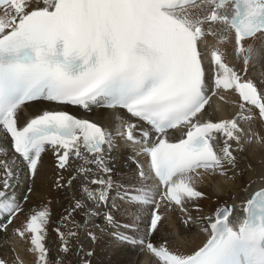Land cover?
<instances>
[{"label":"snow or ice","instance_id":"6c2138e0","mask_svg":"<svg viewBox=\"0 0 264 264\" xmlns=\"http://www.w3.org/2000/svg\"><path fill=\"white\" fill-rule=\"evenodd\" d=\"M257 34L264 36V0H0V143L7 142V151L0 148V231L28 199L15 193L19 170L34 175L51 150L61 169L73 158L94 166L79 167L82 176L69 180L79 181L81 195L63 219L83 212L86 227L111 200L103 219L112 239L145 246L156 264H264V188L243 202L242 217L235 218V205L188 214L204 198L202 173L227 176L248 146L264 147V130L241 123L256 115L264 122V81L248 75L253 62L264 65ZM219 91L238 93L248 115L213 119L206 106ZM33 104L39 114L27 117ZM45 104L77 106L85 117ZM94 108L111 110L110 124L87 118ZM120 139L133 146L137 164L126 185L112 179L110 167ZM122 206L123 231L112 211ZM177 208L187 228L208 233L201 245L151 239ZM49 220L44 208L15 229L30 238L34 264H56L45 244ZM55 231L67 253L77 233Z\"/></svg>","mask_w":264,"mask_h":264},{"label":"bare ground","instance_id":"6f19581e","mask_svg":"<svg viewBox=\"0 0 264 264\" xmlns=\"http://www.w3.org/2000/svg\"><path fill=\"white\" fill-rule=\"evenodd\" d=\"M254 42L258 46L264 45V36L257 34ZM228 51L227 59L232 62L230 46ZM248 75L257 82L264 81V65L253 62L249 65ZM239 102L238 93L219 91L211 97V107L206 106V108L209 113L215 110L213 119L231 118L238 112L247 116L248 113L239 108ZM44 107L50 110H67L85 117L84 111L77 106L45 104ZM40 108L39 104L30 105L26 110V116L31 117L34 114H39ZM110 111L109 109L94 108L91 113L87 114V118L101 122L102 126L108 125L110 121L105 118L109 116ZM256 113L258 110H255L253 114L256 115ZM24 119L25 115H22L21 121ZM241 123L246 127L250 126L258 133L264 130V122L259 120L258 115L250 122L242 119ZM6 143H0V148H5V151H7ZM116 144L110 163L113 170L112 179L121 185H126L132 181L137 169V164L133 159H130L133 146L126 139L117 140ZM135 159L140 162L145 160L143 156L135 157ZM41 161L34 175L28 174L21 167L16 177L15 193L17 197L26 195L28 199L21 205L23 213L18 214L14 223L6 231H0V259L7 261V264H20V262L34 264L36 254L31 250L30 238L19 237L15 229L26 223V217L30 214L47 208L50 211V220L46 226L45 244L49 249L50 258H54L56 264H156L158 258L148 252L145 246L139 243H118L112 239L111 229L105 225L103 219L104 212L111 205V200L108 205L101 207L97 216L89 219L86 227L83 225V220L87 217L83 212H77L68 219H63L72 210L76 199H79L81 195V192H78L75 187L79 181L70 185L69 180L78 175L82 176V173H78L79 167L94 168V166L73 158L71 168L61 169L58 166L56 154L51 150H46L42 154ZM202 175L204 184L200 190L204 193V198L188 206V214L192 217L212 215L215 209L221 205H236L235 203L242 200L253 189L264 184V147H259L256 144L248 146L247 151L239 157L238 166L230 168L227 176L208 173H202ZM29 188H31V192L28 191ZM111 195L115 196L116 191L112 190ZM117 203L122 204V201L118 200ZM125 207L112 209L121 231L128 219L125 215ZM144 215H147V212ZM186 219L187 215L182 214L178 208L170 210L159 223V230L151 239L160 241L162 238H166L170 245L181 249H191L200 245L205 239L201 226L193 225L189 229L183 223ZM77 224L80 227H77ZM57 228L66 235L69 231L77 233L75 237H68L69 251L67 253L63 251L64 245L55 231ZM89 232L95 234V239L89 237ZM140 238L148 239L143 236L142 228Z\"/></svg>","mask_w":264,"mask_h":264}]
</instances>
